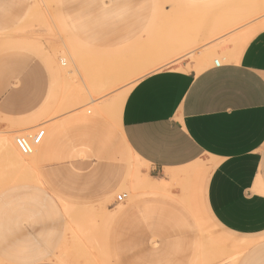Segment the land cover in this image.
Returning a JSON list of instances; mask_svg holds the SVG:
<instances>
[{"label":"rangeland","instance_id":"374dc122","mask_svg":"<svg viewBox=\"0 0 264 264\" xmlns=\"http://www.w3.org/2000/svg\"><path fill=\"white\" fill-rule=\"evenodd\" d=\"M261 29L264 0H0V264H264V232L235 248L207 212L202 170L144 184L118 108L143 75L214 45L209 66L229 62Z\"/></svg>","mask_w":264,"mask_h":264},{"label":"crops","instance_id":"0c3cea01","mask_svg":"<svg viewBox=\"0 0 264 264\" xmlns=\"http://www.w3.org/2000/svg\"><path fill=\"white\" fill-rule=\"evenodd\" d=\"M217 48L193 53L195 67L185 57L140 77L119 110L120 136L148 168L147 187H157L152 175L202 170L209 215L253 245L248 237L264 232V29L233 56L221 53L229 62L209 66ZM10 225L0 221V234Z\"/></svg>","mask_w":264,"mask_h":264},{"label":"built area","instance_id":"2783aa9c","mask_svg":"<svg viewBox=\"0 0 264 264\" xmlns=\"http://www.w3.org/2000/svg\"><path fill=\"white\" fill-rule=\"evenodd\" d=\"M220 62L218 60L214 61V65L218 66ZM44 136V130L38 129L33 134L29 135H18L14 139V144L18 152L22 155H29L32 153L34 147L38 145ZM125 195H118L116 200L121 201Z\"/></svg>","mask_w":264,"mask_h":264},{"label":"bare ground","instance_id":"6f19581e","mask_svg":"<svg viewBox=\"0 0 264 264\" xmlns=\"http://www.w3.org/2000/svg\"><path fill=\"white\" fill-rule=\"evenodd\" d=\"M153 66V65H152ZM129 87L127 88V89H125L124 91H122V92H120L119 94H118V100H119V110H121L120 108L122 107V105H123V103H124V101H125V98H126V96H127V93H128V91H129ZM120 113V112H119ZM2 142L1 143H4L5 141L4 140H1ZM5 144V143H4ZM6 145V144H5ZM131 153V152H130ZM132 156H133V154H131ZM135 157V156H134ZM212 164H214V162H210V163H207V164H204V167H205V171H207L211 166H212ZM169 174V173H168ZM171 176V175H170ZM142 177H144V176H142ZM145 180V184H148V183H150V180H149V178H145L144 179ZM149 181V182H148ZM251 244V242H249V241H244V240H239V241H237L236 243H234V244H231V245H233L235 248H242V249H245L248 245H250ZM241 251V250H240Z\"/></svg>","mask_w":264,"mask_h":264}]
</instances>
